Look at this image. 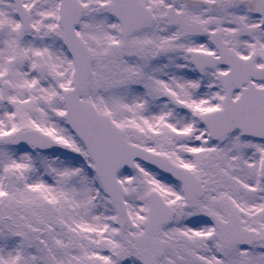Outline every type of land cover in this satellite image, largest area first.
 <instances>
[{"label":"snow or ice","instance_id":"snow-or-ice-1","mask_svg":"<svg viewBox=\"0 0 264 264\" xmlns=\"http://www.w3.org/2000/svg\"><path fill=\"white\" fill-rule=\"evenodd\" d=\"M0 264H264V0H0Z\"/></svg>","mask_w":264,"mask_h":264}]
</instances>
